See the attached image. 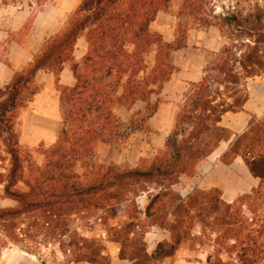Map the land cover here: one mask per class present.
Wrapping results in <instances>:
<instances>
[{
	"label": "trees",
	"instance_id": "1",
	"mask_svg": "<svg viewBox=\"0 0 264 264\" xmlns=\"http://www.w3.org/2000/svg\"><path fill=\"white\" fill-rule=\"evenodd\" d=\"M24 1L29 8L37 5L42 11L48 0L6 3L24 7L20 3ZM175 1L83 0L66 30L49 38L29 67L16 73L13 81L0 90V137L13 160L9 174H0V184L2 178L9 180L5 196L18 204L17 208L0 212V227L7 237L10 238L8 224L14 219L41 211L88 207L90 198H100L108 192L121 196L128 186L146 181L159 184V191L150 196L146 221L139 225L146 229L157 226L172 234L173 243L162 244L159 253H170L182 240H205L202 242L214 246L215 253L224 248L229 236L236 243L239 241L242 226L237 218L242 200H249L247 207H254L257 201L264 204V117H254L249 129L233 140L221 158L225 165H231L237 156H242L251 173L262 181L252 194L228 204L217 190H197L182 198L175 186L182 175L194 176L197 166L222 141L231 139V131L220 125L223 115L243 110L249 99L248 80L264 74V0H181L176 13L181 28L188 33L190 29L215 27L223 40L220 51L212 55L202 80L194 87L196 97L179 112L164 152L149 170L117 172L93 162L100 144L142 130V125L159 109L161 100L153 102L152 97L160 94L172 78L177 69L173 53L183 48L186 41L177 37L174 43L165 42L162 35L151 32V25L159 13L170 11ZM82 38L88 47L81 61L76 62L74 50ZM153 46L158 52L149 69L146 55ZM68 62L75 78L71 87L60 83ZM41 70L55 76L62 124L56 142L45 153L44 167L28 180V192L12 191L22 172L15 122L20 109L36 95L35 76ZM242 86L244 91L240 90ZM138 103L145 105L144 114L139 110L128 122L124 121L119 110H132ZM136 115H143V119L136 120ZM79 169L85 171L84 177H92L93 183L81 182ZM118 199L114 197V201ZM195 223L201 227L198 238L189 231ZM133 233L129 249L124 251L125 259L132 264H151L142 236L136 238L138 232ZM245 241L244 250L252 252L250 238L244 237ZM234 245L230 246L232 251L237 248ZM75 261L106 264L85 255Z\"/></svg>",
	"mask_w": 264,
	"mask_h": 264
},
{
	"label": "rangeland",
	"instance_id": "2",
	"mask_svg": "<svg viewBox=\"0 0 264 264\" xmlns=\"http://www.w3.org/2000/svg\"><path fill=\"white\" fill-rule=\"evenodd\" d=\"M61 1L62 0H48L42 11L58 8ZM71 1H73L72 5L74 4V6H77L78 4L80 5L83 0ZM20 3L25 9H29L26 1ZM180 3L181 0H176L171 5L170 11L161 12L159 14L156 23H154V27L151 29L152 33L160 34L158 32L159 30L174 29L177 37H184L185 41L187 40V32L179 26L180 21L179 18L176 17ZM31 9H33L35 13L41 11L40 6L37 5ZM71 16L67 21L66 28L70 22ZM55 23L56 22H52V25H55ZM33 29L32 18L25 25L24 30L19 34L17 33L15 40L25 42L26 44L29 43L31 39L34 40V38H31ZM63 30L64 28L61 29L60 32ZM45 32L48 34L51 32V29L48 27V29L44 30L43 36L46 35ZM183 32H185L184 35ZM47 40L48 38H46L44 44ZM84 44V41L81 40L75 47L74 56L76 62L81 61L82 53L85 51ZM157 52V46H153L146 55L149 69H152L155 64ZM9 53L11 52H7L6 49L0 50V61L8 62L9 58L7 55H9ZM211 58L212 54H208L207 61L209 62ZM71 65L72 64L68 62L65 68L71 69ZM257 77L248 80L247 90L260 94L259 88L257 87L260 80ZM43 90L44 88L38 85L37 93H41ZM240 90L244 91L245 88L242 86ZM196 95L197 91L195 90L187 97L181 109L185 105L190 106ZM59 96L57 92L52 94L53 99L57 101ZM1 107L2 104L0 105V108ZM139 110L144 114L145 105L143 103H138L132 110L121 109L119 110V115L124 121L128 122ZM54 111L53 119L51 120L47 117L45 118V116L40 117L38 122L40 130L37 131L33 129L37 124L35 122V118L37 117L35 116V110H30V104H27L24 109L19 111L15 130L18 133L20 141L19 147L22 158V172L20 182L11 188L12 191L28 192V180L33 174L36 175L38 169L44 167L45 153L52 145L53 139L51 136L46 137L45 134L42 133V131L46 129L43 122L50 121L47 127L49 132L50 130L52 132L57 131L58 125L56 119L58 116L62 115L60 108ZM135 119L141 121L143 115H136ZM149 122L148 119L147 122L142 125V130L136 131L127 138L123 137L111 143L100 144L93 157V162L105 168H112L117 172L128 169L149 170L155 158L161 155L165 150V146L160 148L159 144H161V140H163V138L161 139V135L163 137V134L167 133L151 127ZM172 130L173 128L171 132ZM34 134L36 136H34ZM159 134L160 136H157ZM12 167V157L6 148L5 142L0 137V174L6 176L9 174ZM79 173L81 182L85 184L93 183L92 177H84V170L79 169ZM1 180L0 212L6 209L17 208L18 204L5 196V186L9 184V180L5 178ZM158 191L159 184L143 181L128 186L125 190L121 191V196L108 192L105 196H100V198H90L89 201L87 200V203H89L88 207L80 206L78 209L68 207L60 212L50 210L41 211L31 216H26V218L21 217L18 220L14 219L8 224L10 227V238L7 237L6 233L0 227V264H5L7 259L15 251H19V253L21 252V254L24 255L27 253L31 256V262L19 258L16 264H72L76 258L84 255L88 258L104 260L106 264H113L110 255L102 254L104 251L108 250V242L116 241L122 244L124 246L123 248L129 249L128 244L130 242L128 241L133 238L131 233L137 231L136 238H141L146 227L141 226L139 230L130 226V224H136L135 222H140L141 220L146 221L145 211L150 202L149 198ZM114 197L119 199L114 201ZM128 199L134 200L127 201ZM141 201L146 202L147 205L143 206ZM248 202L249 200L247 199L242 200L243 207L239 211V216L237 218V220L239 219V227L242 226L240 239L237 243L231 240L230 237L232 236H229L224 248L222 250L218 248L219 251L215 253L214 250L208 248L209 246L202 242L205 240L198 239L199 243L202 242L204 244L202 247L211 252L209 258L207 259L206 256L202 264H264V253H262L264 250V204L262 201H257L254 207H247L246 203ZM140 223H142V221ZM189 231L192 234L200 236L201 227L195 223ZM215 236L214 234L213 238H215ZM244 237L250 238V246L253 249L252 252H246L244 250L246 246ZM231 244L237 245L234 251L230 249ZM192 245L195 247L196 243ZM99 256L104 257H102L103 259H98Z\"/></svg>",
	"mask_w": 264,
	"mask_h": 264
},
{
	"label": "crops",
	"instance_id": "3",
	"mask_svg": "<svg viewBox=\"0 0 264 264\" xmlns=\"http://www.w3.org/2000/svg\"><path fill=\"white\" fill-rule=\"evenodd\" d=\"M72 2L71 0H62L58 8L53 10L46 9L35 13L31 8L16 7L8 2L6 3V0H0V50L6 49L7 52H11L7 55L9 58L8 62L0 61V90L13 81L16 73H22L29 67V64L34 61L35 57L42 52L46 38L49 39L66 30L69 17L79 7V4L77 6L72 5ZM32 18L34 29L31 38H34V40L31 39L27 44L16 41L15 37L17 33H21L25 25ZM52 22H56L55 25H52ZM154 23H152L151 29L154 27ZM48 27L51 29V32L48 34L45 32L46 35L43 36V31L48 29ZM63 28L64 30L60 32ZM158 32L162 35L165 42L174 43L177 39V34L174 29L159 30ZM81 40L85 43V51L82 53L83 57L88 45L84 38L79 41ZM222 46L223 40L217 28L190 29L187 33L185 46L173 53V61L177 69L172 78L165 83L161 93L152 97L153 102L160 99L161 103L157 112L149 118L151 127H154L158 131L167 132L163 134V137L161 135V139L163 138V140L159 144L160 148L165 146L171 129H174L182 104L191 95L193 92L192 89L202 80L204 68L208 63L207 55H213L219 52ZM257 78L260 80L259 85H257L260 94L248 90L249 99L245 103L243 110L239 112H227L222 117L220 125L231 131V139L229 141H222L197 166L194 176L188 177L182 175L180 177L179 183L175 186V190L182 198H187L197 190L203 192L217 190L220 192L221 200L232 204L241 196L252 194L253 190L262 185L261 179L251 173L242 156H237L231 165H225L221 161L222 156L228 150L233 140L249 129L251 120L254 117H264V74ZM60 83L65 87L74 85L75 78L71 69L64 68L60 76ZM38 85L42 86L44 90L41 93H36L29 103L30 110H35V116L37 117L35 118L37 124L33 128L35 131L40 130L38 126L40 117L45 116V118L47 117L51 120L53 119L54 110L60 108L59 99L57 101L52 97V94L56 92L60 95L56 88L55 76L44 70L39 71L35 76V86L38 88ZM43 123L46 129L42 133L46 137H52L53 145L59 135L62 116H58L56 119L58 129L55 132L48 131L47 127L50 121H44ZM34 136L36 135L34 134ZM157 136H160V134ZM141 202L143 206L147 205L146 202ZM141 221L145 222V220ZM140 222H135L136 225L134 228L140 230ZM199 234L201 235V233ZM131 235L134 236V233H131ZM192 236L199 237L196 234H192ZM142 242L145 253L151 259V264H202V261H205V257L207 256L208 259L211 255L210 250H205L202 247L203 245L198 242V239L195 241L191 240L188 243L182 240L181 243L175 245L174 250L170 251V253H164L162 251L159 253L162 244L173 243L172 234L167 229H161L152 225L143 231ZM195 243L196 246L194 247L192 244ZM108 245V250L104 251L103 254L110 255L113 264H132L131 261L125 259L124 251L128 249L123 248L124 246L122 244L116 241H109ZM208 248L214 250V246H209ZM19 258L31 262V256L29 254L25 253L24 255L21 252L19 253V251H15L7 259L5 264H16ZM80 263L91 264L86 261L72 262V264Z\"/></svg>",
	"mask_w": 264,
	"mask_h": 264
}]
</instances>
